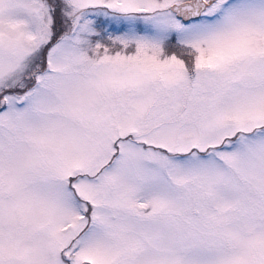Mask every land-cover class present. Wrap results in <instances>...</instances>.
<instances>
[{
    "label": "snow or ice",
    "instance_id": "1",
    "mask_svg": "<svg viewBox=\"0 0 264 264\" xmlns=\"http://www.w3.org/2000/svg\"><path fill=\"white\" fill-rule=\"evenodd\" d=\"M0 264H264V0H0Z\"/></svg>",
    "mask_w": 264,
    "mask_h": 264
}]
</instances>
